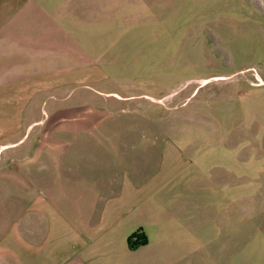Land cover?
I'll return each mask as SVG.
<instances>
[{
  "label": "crops",
  "instance_id": "1",
  "mask_svg": "<svg viewBox=\"0 0 264 264\" xmlns=\"http://www.w3.org/2000/svg\"><path fill=\"white\" fill-rule=\"evenodd\" d=\"M108 10L109 0H0V264H264V212L252 202L222 212L206 192L235 180L178 179L183 151H161L152 169L138 151H116L118 163L110 151L24 148L46 90L98 78L93 28ZM137 229L146 242L130 248Z\"/></svg>",
  "mask_w": 264,
  "mask_h": 264
},
{
  "label": "rangeland",
  "instance_id": "2",
  "mask_svg": "<svg viewBox=\"0 0 264 264\" xmlns=\"http://www.w3.org/2000/svg\"><path fill=\"white\" fill-rule=\"evenodd\" d=\"M102 15L98 78L46 90L24 148L110 151L118 163L116 151H138L152 169L161 151H183L178 179L235 180L206 192L222 212H264V0H109Z\"/></svg>",
  "mask_w": 264,
  "mask_h": 264
},
{
  "label": "trees",
  "instance_id": "3",
  "mask_svg": "<svg viewBox=\"0 0 264 264\" xmlns=\"http://www.w3.org/2000/svg\"><path fill=\"white\" fill-rule=\"evenodd\" d=\"M128 245L130 248H135L138 245H141L146 242V236L141 231V229H137L136 231L132 232L128 237Z\"/></svg>",
  "mask_w": 264,
  "mask_h": 264
}]
</instances>
